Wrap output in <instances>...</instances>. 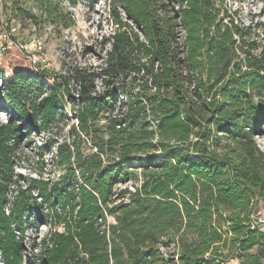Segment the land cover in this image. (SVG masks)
Listing matches in <instances>:
<instances>
[{
  "label": "trees",
  "instance_id": "1",
  "mask_svg": "<svg viewBox=\"0 0 264 264\" xmlns=\"http://www.w3.org/2000/svg\"><path fill=\"white\" fill-rule=\"evenodd\" d=\"M33 1L30 18L72 24L56 0ZM110 6L104 66L7 70L0 56L2 263L24 264L34 212L53 225L36 264H264V45L226 0ZM52 128L62 172L24 185L20 142Z\"/></svg>",
  "mask_w": 264,
  "mask_h": 264
},
{
  "label": "rangeland",
  "instance_id": "2",
  "mask_svg": "<svg viewBox=\"0 0 264 264\" xmlns=\"http://www.w3.org/2000/svg\"><path fill=\"white\" fill-rule=\"evenodd\" d=\"M56 1L63 6L67 22L72 19V24L68 27L63 23L53 24L45 18H30L31 14L40 15V10L33 0H0V56H3L2 64L7 70L10 69L11 63L21 64L36 71L44 69L53 74L63 72L66 67L74 65L104 66L111 49L110 36L116 27L110 15V0ZM226 4L230 13L250 28L252 37L264 45V0H226ZM19 7L26 13L21 12ZM37 40L42 41L40 49L35 46ZM97 85L99 89L102 88L101 81ZM4 86L0 75V87ZM3 107L5 105L0 104V121L11 117ZM64 137L59 129L52 128L49 131L31 130L30 134L22 139L15 171L24 185L30 177L52 181L61 174L62 168L58 164L56 148L57 142ZM257 140L264 149L263 138L257 136ZM137 170L141 171L140 168ZM139 182L140 179L136 183L128 181L120 183L117 187L127 186L133 190L134 184ZM256 215L264 219L262 203ZM109 221L114 222V218L109 217ZM52 228L50 220L41 219L34 212L28 216L24 264H36L34 257L41 251V240L50 234ZM163 251L165 256L177 260L179 252L174 244ZM0 264H3L1 258Z\"/></svg>",
  "mask_w": 264,
  "mask_h": 264
},
{
  "label": "built area",
  "instance_id": "3",
  "mask_svg": "<svg viewBox=\"0 0 264 264\" xmlns=\"http://www.w3.org/2000/svg\"><path fill=\"white\" fill-rule=\"evenodd\" d=\"M42 41L41 40H37L35 43V46L38 47L39 49L42 47ZM129 198H126V201H128ZM255 223H258L263 229H264V219H260L258 216H253ZM164 248H162L163 250Z\"/></svg>",
  "mask_w": 264,
  "mask_h": 264
}]
</instances>
